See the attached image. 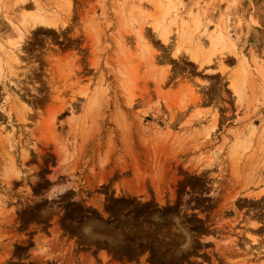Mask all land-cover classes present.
<instances>
[{"label": "rangeland", "instance_id": "obj_1", "mask_svg": "<svg viewBox=\"0 0 264 264\" xmlns=\"http://www.w3.org/2000/svg\"><path fill=\"white\" fill-rule=\"evenodd\" d=\"M0 44V264H264V0H0Z\"/></svg>", "mask_w": 264, "mask_h": 264}, {"label": "bare ground", "instance_id": "obj_2", "mask_svg": "<svg viewBox=\"0 0 264 264\" xmlns=\"http://www.w3.org/2000/svg\"><path fill=\"white\" fill-rule=\"evenodd\" d=\"M35 3V2H34ZM21 10V9H20ZM28 21H30V20H23V22L22 23H24V25H25V28L27 29V28H31L32 26H33V28H36L37 26H45V27H47V28H55V24L54 25H51V24H53L54 22H56V21H52L51 22V24H49V23H47L46 21H45V19H43V18H38L37 19V21H34L33 22V24H31L30 22H28ZM50 21V20H49ZM36 26V27H35ZM162 33V35H159L160 37L161 36H163L164 35V37H165V34L163 33V32H161ZM166 39V38H165ZM165 39L163 40V41H165ZM1 45V44H0ZM17 45V43H12V46H14L16 49L15 50H12V49H8V52L10 53L9 54V58L11 57V60H14L15 61V59H17L16 57H15V51L16 52H18V50H19V46H16ZM2 46V45H1ZM3 48H5L4 46H3ZM198 56V55H197ZM196 56V57H197ZM18 57V56H17ZM192 57V56H191ZM11 60H9V61H11ZM14 61H12L13 63H14ZM18 61V60H17ZM16 62V61H15ZM10 65H12V63L10 64ZM234 89V91L236 90L235 88H233ZM233 91V92H234ZM236 93H237V90H236Z\"/></svg>", "mask_w": 264, "mask_h": 264}]
</instances>
